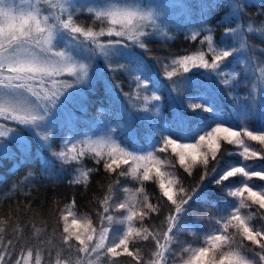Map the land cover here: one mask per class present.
I'll list each match as a JSON object with an SVG mask.
<instances>
[{
    "label": "snow or ice",
    "instance_id": "snow-or-ice-1",
    "mask_svg": "<svg viewBox=\"0 0 264 264\" xmlns=\"http://www.w3.org/2000/svg\"><path fill=\"white\" fill-rule=\"evenodd\" d=\"M222 2L199 0L196 5L201 27L185 37L199 41L196 51L152 57L169 80L180 77L173 80L177 92L182 86L188 100L197 101L183 105L192 110L187 114L178 108L171 121H155L147 105L161 100L156 94L159 84L143 54H151L149 42L156 36L163 37L165 43L172 39L159 6L142 0H0V119L17 125L0 124V158L17 159L10 149L16 144L17 167L40 159L42 172H49L56 171L59 163L56 176L49 179H59L71 169L69 184L85 189L99 172L97 166L113 176L99 200L102 210L95 211L96 223L92 216L74 211L75 199L60 212L64 248L57 251L55 264H116L114 258L122 254L141 264V249L133 251L130 245L150 237L155 249L143 264H264V215L253 224L259 213L246 211L253 205L264 210V183L253 182L254 178L264 182V163H260L264 162V48L258 49L261 55L254 59L250 53L257 49L247 39L252 35L264 40V24L255 26L249 20L242 26L239 18L249 0H227L229 11L217 18L218 26L238 23L225 27L216 40L215 30L203 25ZM259 7L262 11L258 14H264V4ZM85 14L89 23L82 26L79 17ZM101 58L109 75L94 63ZM117 73L135 85L133 92L124 95L129 101H143V114H138L133 104L132 111L126 109L114 117L115 128L106 123L97 138L77 139L84 134L73 131L74 112L86 109L84 93L96 92L100 86L104 97L113 99L116 90H122L115 82ZM245 82L252 85L250 97L256 86L260 88L258 115L237 91ZM144 91L151 95H144ZM220 93L233 100L234 117L224 114ZM253 118L259 122L250 127ZM119 120H124L123 126ZM137 122L140 128L135 127ZM61 123L72 139L61 136L63 148L52 151V159H48L42 151L51 149L50 141L55 137L50 130ZM19 126L32 133L35 152ZM118 128L122 130L117 132ZM169 152L171 155L165 156ZM85 160L94 166L87 167ZM177 167L189 176L201 169L194 186H184L175 172ZM121 177L134 182L133 186L121 185ZM32 180L29 171L13 189ZM147 182L158 187L155 204L146 190ZM210 184L219 186L218 190L209 188ZM217 191H226L232 199L221 198L217 203L210 198ZM117 192L124 193L123 197H115ZM162 203L170 207L160 227L152 225L150 231L144 221L159 213ZM203 204L221 213L212 218L211 228H205L198 216L189 220L196 206ZM116 210L122 213L119 218L112 214ZM10 224L15 232L11 218L0 217V239ZM190 232L202 234L199 246L180 240ZM32 259V247L21 249L16 258L10 248L0 246V264H12L13 260L15 264H31ZM36 264H41L39 253Z\"/></svg>",
    "mask_w": 264,
    "mask_h": 264
},
{
    "label": "trees",
    "instance_id": "trees-1",
    "mask_svg": "<svg viewBox=\"0 0 264 264\" xmlns=\"http://www.w3.org/2000/svg\"><path fill=\"white\" fill-rule=\"evenodd\" d=\"M264 4V0H249L245 5V14H242L239 18V23L242 26L247 25L249 20L254 22L255 26L264 24V14L261 13L262 9L259 5ZM227 0H223L221 7L217 8L210 17L208 23L203 25L204 27H212L215 30V39L219 40L220 37L224 34L225 27H236L238 22H233L231 24H221L218 26L219 17L224 16L229 8L226 6ZM194 17V15H190ZM79 22L83 25L89 23L87 14L79 17ZM195 22V25L189 27L188 23L176 24L173 22H167L166 31L168 36L171 37L167 43L164 42V38L161 36H156L149 42V48L151 49V54H143L144 61L150 66L153 72L154 79L159 84V90L156 92L157 95L165 96L163 87L170 86L173 83V80H179L180 77H174L173 80H169L164 74V70L160 64L154 63L152 57L156 58H169L170 56H179L184 54H189L196 51L200 45L199 41L191 42L186 39V35L190 34V31L193 28L201 27L198 23ZM255 30V28H254ZM103 39H108L107 37ZM249 44L256 47V51L250 53V55L255 59L260 57V52L258 49L264 48V40L257 38L256 36L249 35L247 37ZM230 60L232 58H229ZM98 64L101 66V70L105 75H109L107 69L104 68V65L100 63L98 59ZM168 61L165 60V63ZM243 64L241 65V67ZM171 70V69H169ZM195 71V70H194ZM203 72V70H200ZM258 72V70H257ZM190 75V74H189ZM115 82L121 85L122 90L117 91V97L121 101H127L124 94L130 93L135 90V85L126 78L125 75L117 73L115 77ZM255 81H253V84ZM151 87V85H150ZM252 88L251 84L245 82L241 87L238 88L239 95L245 100H253L256 105L259 103L260 99V88L256 86L252 92V96H249V90ZM98 97H93L92 101L87 104V107L84 111L76 110L74 114H83L86 115L89 122L95 123V126L100 128L102 123L98 121L95 122L94 116L98 113L103 112L106 108H111L115 105L116 100L107 99L104 97V93H100ZM144 95H151L150 92L144 91ZM219 104L223 108V112L227 117H234L236 114L233 111V100L223 94H219ZM156 101L148 102L149 114L152 116V105ZM197 101H189L188 98L183 99L180 97V101L176 103V108H181L184 113L192 111L190 108H184L183 105H189ZM138 104H143V101L138 100ZM166 112L167 109L165 108ZM195 111H200L196 109ZM91 115V116H90ZM207 115V114H206ZM258 115V114H257ZM250 127H255L258 124V119L253 118L250 120ZM1 124H5L9 127L16 128L17 125L12 121H4L0 119ZM91 125V123H90ZM21 133L27 138L28 142L31 143L33 152L37 148V143L35 138L30 134L28 130H24L23 127L19 126ZM89 129L90 132H94L92 128H85L84 130ZM57 134L53 135L55 139L51 140V149L43 150L42 155L48 159H52L51 152L59 151L63 148L60 137L65 136L67 129L65 126L58 129ZM81 130V129H80ZM255 143V142H250ZM229 146L225 145V148ZM258 147V145H257ZM10 149L13 153L16 154L17 159L12 158H0V217L4 219L11 218V222L16 225L17 230L12 231L11 224L6 227L5 233L2 234V239H0V246L10 248L12 256L19 258L21 249L25 247L33 248V259L36 258L37 254L40 255L41 264H55V258L57 251H60L64 246L60 240V235L62 233V221L59 219V214L63 211L66 206L75 199L74 211L78 215L88 214L92 216L94 223H96V210H102L99 204V200L106 194L108 184L113 179V176L104 171L102 166L99 167V172L94 174L90 183L87 186V189L83 185H74L69 184L71 179V169H68L59 179L50 180L49 177H55L59 171V163H57L56 171L42 172L41 160L32 159L26 161L23 164L16 166L17 160L19 158L18 146L16 144L10 145ZM170 152L166 153L165 156H170ZM174 159V157H173ZM231 161H234L235 158L226 157ZM223 164V161L221 162ZM249 163H253L250 161ZM264 163V162H260ZM87 167H93V162L91 160H85ZM211 168V164L209 166ZM29 171L33 173V180L29 181L27 184H18L16 189H13V185L17 182L24 181L25 177L29 174ZM177 176L183 180L184 186L186 188H191L195 185L197 179L200 176L201 169L196 168L192 175L189 176L183 171V169L177 167L175 169ZM232 179V178H230ZM236 180L238 179L235 178ZM257 183H264L258 181L257 178H254ZM253 180V181H254ZM207 183V181H206ZM121 185H127L129 187L133 186L134 182L126 180L125 178H120ZM219 186L209 185V188L218 190ZM146 190L150 194V200L152 203H157V197L160 195L158 192V187L154 182L146 183ZM6 194V195H5ZM124 193L117 192L114 193L115 197H123ZM215 199L217 203H220L221 198L227 200L232 199L227 196V192H218L210 197ZM169 205L161 204L159 213H153L151 219H145L144 225L149 226V230L152 229V225H155L157 228L160 227L161 222L163 221L165 215L167 214ZM197 211L194 216H189V220L195 219V217H200V222L204 227L212 226V218L219 216V213L215 208H211L209 205L203 204L196 206ZM246 211L258 212L259 215L252 221L253 224H257L261 218V215H264V210H259L258 206L253 205L251 209ZM114 218L121 216V211L116 210L112 212ZM137 227L141 225L139 222L136 223ZM199 234L201 233H189L182 235L180 237L181 241L187 242L196 246L198 243ZM239 239V237H237ZM8 241H11V245L8 244ZM139 247L141 249L142 261L146 260L152 251L155 249V243L150 237L148 241L137 240L134 245H130V249L135 251V248ZM120 251V250H118ZM26 255V252H25ZM67 253L62 252V258L66 257ZM116 264H137V262L132 258L128 257L126 254H122L120 257L114 258ZM12 264H15V261H12Z\"/></svg>",
    "mask_w": 264,
    "mask_h": 264
},
{
    "label": "rangeland",
    "instance_id": "rangeland-1",
    "mask_svg": "<svg viewBox=\"0 0 264 264\" xmlns=\"http://www.w3.org/2000/svg\"><path fill=\"white\" fill-rule=\"evenodd\" d=\"M142 2L148 3V4L152 5L153 7L159 6V14L162 18H165L167 20V22H173L176 24L188 23L189 27H190L192 25H195L196 24L195 22L200 20V11H199V8L196 7V5L199 3V0H142ZM190 15H194L195 18L190 17ZM99 60H100V63H102L104 65V61L102 60V58ZM97 61L98 60H96L94 63L98 64ZM100 68H101V66H100ZM98 88L101 89L100 93H103L102 88H100V86H98ZM170 88L172 89L171 94H170ZM163 89L165 92L164 98H163V96L159 95L161 97V100L156 101L153 104L156 106L155 108L152 105V118L155 121H165V120L171 121L172 117H173V113H175L177 111L176 103L180 101V97L182 96L183 99L187 98V95L184 92V89L182 86L179 89V92H177L173 83L170 86L163 87ZM84 96H85L87 104H89L92 101L93 97L99 96V91L85 92ZM173 97H178V98L173 99ZM113 99L116 100L115 105H113L111 108H106L103 112L98 113L96 116L93 115L95 122L98 121L99 123H102V126L100 128L91 127V126H95V123L89 122L88 119L86 118L87 117L86 115L74 114V118L76 120V123L73 126V131L80 132V133L84 134V135L78 136L77 139H86L88 137H91L93 139L97 138V135L103 134V132H100L98 130L103 128L104 124H106V123L109 124L110 127L115 128L116 127L115 123H112L114 117H119L121 115V113L124 112L126 109L128 111H132L133 110L132 109L133 104L135 105V110L138 112V114H143L142 113L143 104H138V100L133 99L132 101H129L125 97V99L128 103V104H126L125 101H121L118 98L114 97ZM247 102L252 107L254 114H258L259 113L258 105H256V103L253 100H248ZM157 108L159 109L158 112H157ZM165 108L167 109V112H166ZM185 114H187V113H185ZM90 123H91V125H90ZM119 123L121 124V126H123L124 120H119ZM249 123L251 124V122H249ZM63 126H64V124L61 123L59 125V127L51 129L50 130L51 135L53 136V135L57 134V132L59 131L58 129H60ZM140 126L141 125L139 122H137L135 124V127H137V128H140ZM21 127L24 128V126H21ZM85 128H92V129H94V132L93 133L90 132L89 129L84 130ZM121 130H122V128H118L117 132H119ZM94 133H96V134L94 135ZM20 134L23 135L21 132H20ZM30 134L32 135L31 132H30ZM64 138L71 140L72 136L68 135L66 132ZM25 139L27 140L26 137H25ZM239 179L240 178L238 177L237 180H239ZM253 182L257 183L255 180ZM211 227H205V228H211ZM201 238H202V234H199L198 243L196 244V246H199V242H200ZM110 239H111V234H110ZM31 264H36V258L32 259Z\"/></svg>",
    "mask_w": 264,
    "mask_h": 264
}]
</instances>
